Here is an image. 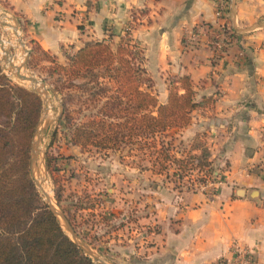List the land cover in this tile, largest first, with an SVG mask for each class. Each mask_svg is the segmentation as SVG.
Masks as SVG:
<instances>
[{
  "label": "crops",
  "instance_id": "0c3cea01",
  "mask_svg": "<svg viewBox=\"0 0 264 264\" xmlns=\"http://www.w3.org/2000/svg\"><path fill=\"white\" fill-rule=\"evenodd\" d=\"M3 2L33 43L57 61H65L86 43L117 41L128 22L135 35L132 27L138 22L143 66L158 101L167 100L171 80L181 75L190 78L197 101L212 96L211 102L191 112L187 126L167 137L173 134V142L193 148L192 154L198 148L191 144L201 143L224 183L210 195L186 187L183 179L175 186L172 168L167 173L138 168V233L136 245L122 247L124 261L214 264L220 258L230 259L236 242L252 250L256 264H264V168L255 166L264 164V0ZM218 3L226 5V21L239 34V41L230 39L222 57L213 56L202 32L219 22ZM186 149L175 153L184 156ZM84 160L86 166L76 168L78 177L92 175L88 158L64 161L62 167L67 173ZM110 175L111 179L105 175L100 179L113 180L118 173ZM81 178L76 189L80 183L89 185ZM113 186L106 189L103 211L122 208L123 194Z\"/></svg>",
  "mask_w": 264,
  "mask_h": 264
},
{
  "label": "trees",
  "instance_id": "16d2710c",
  "mask_svg": "<svg viewBox=\"0 0 264 264\" xmlns=\"http://www.w3.org/2000/svg\"><path fill=\"white\" fill-rule=\"evenodd\" d=\"M131 26L128 22L114 46L110 40L86 43L65 63L43 51L53 72L61 76L58 80L63 79L55 86L62 98L66 96L59 122L73 127L70 141L76 145L100 151L137 145L140 160L149 163L138 164L139 168L153 173H167L172 168L175 186L189 170L200 172L207 167L208 175L215 176L216 168L207 156H178L173 134L167 137L187 126L191 112L211 102L212 96L197 101L190 78L181 75L171 80L167 100L160 103L143 66L142 48L138 46L136 51L137 46L131 43ZM226 32L239 41L233 27ZM229 46V42L224 44L221 57ZM73 90L91 92L88 104L101 102L80 123H71L66 102ZM42 111L41 96L11 83L0 65V264H97L63 230L30 175V147ZM46 167L51 168V157L46 158Z\"/></svg>",
  "mask_w": 264,
  "mask_h": 264
},
{
  "label": "rangeland",
  "instance_id": "374dc122",
  "mask_svg": "<svg viewBox=\"0 0 264 264\" xmlns=\"http://www.w3.org/2000/svg\"><path fill=\"white\" fill-rule=\"evenodd\" d=\"M0 22V38L6 42L8 52L13 59L17 63L22 61L20 66H18L21 68V72L43 81L48 90L46 119L37 124L38 128L43 129L40 133L41 139L38 145L37 163L39 168L36 172V177L42 180L45 185H43V190L47 188V194L50 195L52 201L67 217L74 231L95 254L110 264H127L124 261L126 256L121 253V249L122 247L129 246L131 248L136 245L135 238L138 233L136 215L138 214L135 211H138L136 204V201L138 203V164L149 165V163L146 160H140L141 154L135 144H125L121 145L118 150L109 149L104 151L89 145L83 147L73 144L70 141L73 127L68 124L65 125L64 121L59 122L63 98H66V96L62 98V95L55 90V86L60 85V81L63 79L58 80L61 76L53 72L52 64L46 54L28 37L20 25L19 19L7 10L3 0H0ZM137 24L138 22L133 24L134 26L132 27L135 30L136 37L132 30L130 31V38L133 41L131 43L137 46L136 51L139 49L138 46L140 47L137 37L138 31H136L138 29L136 28ZM14 31H17L20 35L25 45L24 48L29 50L28 54L22 45H19L18 36ZM112 44L114 46L115 42ZM25 59L26 63L22 66ZM58 62L65 63L66 61ZM0 65L11 83L32 89L29 82L21 81L15 76L12 67H10L11 64L7 63L1 50ZM76 82L83 83V80H77ZM90 95L91 92L86 91L73 90L70 93L66 102L72 117L71 123L85 121L99 107L100 101L96 102L97 105H94L93 102L87 103ZM42 115L43 111L40 118ZM174 144L180 152L186 149L182 148L177 142ZM191 145L194 148H198V153H194V155L209 156V150L204 152L203 150L206 148L201 143L196 142L195 145ZM74 147L77 150L73 151ZM192 149L187 148L186 150L187 152L189 151L188 153H192ZM48 157H51L50 169L46 167V158ZM78 157L88 158L92 161V168H90L92 175H84L82 173L78 177L76 168L79 166L81 169L85 167L87 160H84L85 162L81 161L80 164L74 166V170L70 168L67 173L64 171L66 170V168L62 167L64 161L71 163ZM195 164L196 162H194ZM206 168L204 167L203 169ZM194 172H197V170L195 169ZM111 173H118V175L114 176L116 178L113 180L103 181L100 179L104 175L105 178L111 179ZM189 173H191L190 170L183 178L186 187L192 184L189 180ZM81 175H84L82 178L89 185L80 183V188L76 189V181L81 178ZM113 185H116L115 188L119 190V195L123 194L120 196V202H123L121 204L122 208H118L116 212H106L101 210V205H106V200H104L108 194L106 189H111L114 187ZM36 188L47 206L44 194L37 186ZM116 207L117 205H114V209ZM94 262L101 264L98 261Z\"/></svg>",
  "mask_w": 264,
  "mask_h": 264
},
{
  "label": "built area",
  "instance_id": "2783aa9c",
  "mask_svg": "<svg viewBox=\"0 0 264 264\" xmlns=\"http://www.w3.org/2000/svg\"><path fill=\"white\" fill-rule=\"evenodd\" d=\"M226 10V5L224 3H218L215 9V14L219 19V22L214 27H207L206 31L204 28L202 29V32L206 33L208 36L207 46L211 47L214 57L220 55V51L225 43L230 42V37L227 36L226 32L230 27L226 21ZM255 166L260 169L264 168L262 162ZM190 171L189 180L192 183L188 187L190 189L207 191L210 195H213L215 194L216 188L224 183V176L219 169L215 170V176L208 175L206 172L207 168L200 172H194V170ZM231 251L233 256L230 259L220 258L214 264H256L251 249L234 242Z\"/></svg>",
  "mask_w": 264,
  "mask_h": 264
},
{
  "label": "water",
  "instance_id": "95a60500",
  "mask_svg": "<svg viewBox=\"0 0 264 264\" xmlns=\"http://www.w3.org/2000/svg\"><path fill=\"white\" fill-rule=\"evenodd\" d=\"M1 23V22H0ZM15 29V28H14ZM14 33L18 36L19 43L22 45L23 49L24 48V43L23 40L21 39L20 35L18 32L14 31ZM26 50V49H25ZM29 50H26V53L28 54ZM26 59L22 63V66L25 65ZM11 64V63H10ZM12 65V64H11ZM10 67H13V65ZM15 76L21 80V81H29L32 84H37V85H31L32 90L36 93H38L43 102V115L38 121V124L41 123L42 120L46 119V114H47V106H48V90L44 85V82L41 80H38L36 77L28 74H24L20 71V67H14L13 70ZM53 91V90H52ZM43 128H38L36 126L35 132H34V139L32 140L31 147H30V160H29V169H30V175L35 183V185L38 187V189L44 194L47 207L48 209L57 217L61 227L68 233L69 237L71 240L89 257L92 258L94 261H98L101 264H110L106 260L101 259L97 254H95L89 246L82 240V238L79 237V235L74 231L73 227L71 226L69 220L67 217L64 215V213L57 207V205L52 201V198L47 195L44 190H43V182L41 179L36 177V172L38 171V163H37V157H38V145L40 143V133Z\"/></svg>",
  "mask_w": 264,
  "mask_h": 264
},
{
  "label": "bare ground",
  "instance_id": "6f19581e",
  "mask_svg": "<svg viewBox=\"0 0 264 264\" xmlns=\"http://www.w3.org/2000/svg\"><path fill=\"white\" fill-rule=\"evenodd\" d=\"M17 32V31H16ZM17 43V42H16ZM19 43V42H18ZM19 45L21 46V44L19 43ZM0 50L2 52V54L5 56L7 63H11L13 65L12 69L14 70V67H18L20 66L22 61H19L18 63L13 59V57L9 54L8 49H7V45L6 42L0 38ZM21 71V68H20ZM29 82V81H26ZM30 85H37V84H32L29 82ZM44 185V184H43ZM42 185V187H43ZM45 186V185H44ZM44 188V187H43ZM44 192L47 194L48 190L47 188L44 189ZM48 195V194H47ZM50 196V195H49Z\"/></svg>",
  "mask_w": 264,
  "mask_h": 264
}]
</instances>
